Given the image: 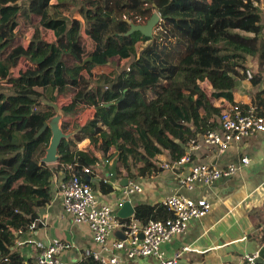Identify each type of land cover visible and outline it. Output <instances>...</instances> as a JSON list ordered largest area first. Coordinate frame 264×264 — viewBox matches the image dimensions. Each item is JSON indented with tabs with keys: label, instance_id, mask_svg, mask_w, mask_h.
I'll use <instances>...</instances> for the list:
<instances>
[{
	"label": "trees",
	"instance_id": "obj_1",
	"mask_svg": "<svg viewBox=\"0 0 264 264\" xmlns=\"http://www.w3.org/2000/svg\"><path fill=\"white\" fill-rule=\"evenodd\" d=\"M262 1L0 0V179L5 182L0 189V264H24L12 249L14 232L25 229L15 223V210L36 221L50 201L52 179L60 170L69 166L71 175L92 184L91 175L83 171L88 165L82 153L68 141L60 146L57 165L33 159L39 146L50 144L49 128L37 134L54 115L53 104L66 114L84 104L93 106L96 114L70 140L80 144L107 127L117 147H123L116 157V176L124 171L145 176L153 165L133 146L126 125L146 138V125L152 122L158 133L157 153L168 149L166 142L178 139L186 144L213 128L202 86L234 103L249 58L264 65ZM56 12L66 16L56 17ZM156 12L161 20L153 38L139 32L124 36L131 23L145 25ZM49 31L55 35L53 43L43 39ZM114 58L130 60L128 70L115 79L102 74L95 83V70ZM21 59L37 64L38 70L22 71L14 80L7 64ZM38 74L40 84L21 88L26 78ZM98 88L108 90L109 99L105 93L99 101ZM68 95L71 100L66 102ZM252 103L264 116V91ZM189 124L196 126L194 132ZM62 129H69L66 121ZM133 159L141 165L135 175ZM25 177L44 187L29 186ZM113 191L111 184L100 182L101 196ZM134 216L147 223L165 221L172 213L160 204L140 205Z\"/></svg>",
	"mask_w": 264,
	"mask_h": 264
},
{
	"label": "crops",
	"instance_id": "obj_2",
	"mask_svg": "<svg viewBox=\"0 0 264 264\" xmlns=\"http://www.w3.org/2000/svg\"><path fill=\"white\" fill-rule=\"evenodd\" d=\"M261 5L264 24V1ZM55 15L56 17L66 16L59 12H56ZM43 39L47 43H53L55 35L49 31ZM89 44L91 47L93 46L91 41ZM130 64V60L114 58L106 67L95 70V83L98 82L102 74L111 79L117 78L128 70ZM7 66L12 72L14 80L19 79L22 71L24 73L38 69L37 64L26 59L7 64ZM246 67L247 72L250 71L256 77H261V81H250L246 76V80L241 81L234 91V103L222 97H214L213 89L202 86V91L211 109L210 124L214 125L210 129L217 128L220 114L232 109L235 104L255 107L252 103L254 98L258 93L264 91V65L261 66L258 58H249ZM38 77L39 74L35 77L38 81H34L37 83L32 85L40 84L41 80ZM189 79L191 80L192 77ZM105 93H108V90L98 88L99 101ZM71 96L68 95L65 101H70ZM108 97L109 93L107 99H109ZM58 107L61 109L60 106ZM80 108L82 111L79 110ZM80 108L72 117L63 119L64 122H69V129L66 132L75 133L96 114V109L89 104H84ZM56 109V104H53L54 115ZM201 114H206V111H202ZM189 127L192 132L195 131L194 124H189ZM126 128L130 134L133 133V146L139 149L153 165L145 176L132 177L128 171H124L120 177L116 176V157L123 151V147H117L109 135L107 127H104L103 132L99 135L80 144L72 142L71 138L68 140L82 153L81 157L88 165L84 166V169L91 170V174H89L91 176L88 178L101 202L116 206L119 201H129L136 210L140 205H161L163 199L178 192L193 198H205L211 204L210 212L204 218L192 221L185 234L178 235L171 242L164 244L163 249L167 255L173 256L178 252L182 253L183 248L187 247L180 257V264H235L240 263L245 255L258 252V264H264V134H255L243 142L234 143L227 152L220 153L217 147L204 145L202 143L204 133H198L196 138L188 139L186 144L178 139L174 141V144L166 142L168 149L157 153L155 147L157 146L158 133L152 122L149 121L146 126V138L142 137L133 127L126 125ZM193 140H197L200 149L192 152L193 162L183 168L185 175L189 173L192 165L198 163L219 169L239 164L244 157H248L251 163L236 176L222 178L211 187H199L193 191L181 189L176 174L171 170H164L162 166L174 158L190 153ZM42 159L39 161L40 163H42ZM133 162H136V166L132 170V174L135 175L137 169H141V165L137 163L136 159H133ZM52 165L55 166L57 163ZM56 176L58 179L60 178L59 182H61V180L68 179L69 172L64 167ZM125 179L130 180L129 184L139 185L142 192L126 194L125 189L128 186H123L126 183ZM102 180L109 182L107 184H111L114 191L101 196L99 188ZM24 181L35 189L44 187L42 182L29 177H25ZM59 182L56 183L52 179L53 194L47 207L38 211L36 221H31L23 214H19L15 218V223L24 224L25 229L14 232L15 240L12 249L20 253L24 264H35L39 252L55 242H63L68 246L61 253V259L65 262L91 264L92 261L95 263L91 254L94 251H99L100 248L94 244L88 228L75 223L73 217L64 211L62 198L58 193L60 192ZM4 185V179H0V189ZM119 210L116 209L117 212ZM121 237L120 232H116L113 236L114 239H121ZM22 242L25 244L20 245L19 243ZM120 257L126 261V264H156V260L153 258L129 261L123 253L120 254Z\"/></svg>",
	"mask_w": 264,
	"mask_h": 264
},
{
	"label": "built area",
	"instance_id": "obj_3",
	"mask_svg": "<svg viewBox=\"0 0 264 264\" xmlns=\"http://www.w3.org/2000/svg\"><path fill=\"white\" fill-rule=\"evenodd\" d=\"M246 76L250 81H261V77H256L250 71ZM259 133L264 134V116L258 114L257 107L244 108L237 105L220 114L218 127L207 130L203 135L202 143L217 147L220 153H225L234 143L243 142ZM192 143L190 153L174 158L162 166L164 170H171L176 174L181 189L193 191L199 187H211L222 178L236 176L251 163L248 157L241 159L239 164L222 169L198 163L192 165L189 173L185 175L183 168L193 162L192 152L200 149L197 140H193ZM65 170L70 174L71 167H65ZM83 171L85 174H91L89 168ZM53 179L58 183L60 178L55 175ZM105 183L109 182L105 181ZM58 189L64 211L73 217L75 223L88 228L94 244L100 248L99 251L91 254L97 264H126V261L120 257L122 253L129 261L153 258L156 264H180V257L187 247L183 248L182 253L169 256L163 245L171 242L176 236L185 234L192 221L204 218L211 210V204L207 199L193 198L178 192L161 201V205L172 213L171 218L165 221L150 220L141 223L134 215L129 218L117 216L116 209H121L125 201H119L116 206L101 202L92 185L84 182L77 175L73 174L67 180H61ZM133 192L140 193L142 188L136 184H129L125 193ZM116 232H123L125 239H114ZM19 244L24 245L25 242ZM67 248L65 243L55 242L39 252L35 264H83V262L68 263L62 260L61 253ZM258 259L259 253L254 252L245 255L240 263L235 264H258Z\"/></svg>",
	"mask_w": 264,
	"mask_h": 264
},
{
	"label": "water",
	"instance_id": "obj_4",
	"mask_svg": "<svg viewBox=\"0 0 264 264\" xmlns=\"http://www.w3.org/2000/svg\"><path fill=\"white\" fill-rule=\"evenodd\" d=\"M161 16L159 13H154L153 16L150 18V20L145 25H135L131 23L130 30L124 35L129 36L134 33H141L146 38H153L154 37V30L160 23ZM123 36V35H122ZM58 105V104H56ZM110 104L106 105L109 106ZM62 110V109H61ZM56 109V113L53 117H51L47 122L44 124L43 128L39 131L37 134V137L41 136L44 131H46L48 128L51 130L52 137L50 144L48 145L46 149V155L42 159V162L48 165L56 164L59 161V149L63 141H68L75 133H69L65 134L62 129V120H63V114ZM126 183L123 185L124 187L129 186L130 180L125 179ZM135 210L132 206V204L128 201L124 203L123 207L117 212V216L120 218H129L132 215H134ZM121 233V239H125V235L123 232ZM141 238H143V235H141Z\"/></svg>",
	"mask_w": 264,
	"mask_h": 264
},
{
	"label": "rangeland",
	"instance_id": "obj_5",
	"mask_svg": "<svg viewBox=\"0 0 264 264\" xmlns=\"http://www.w3.org/2000/svg\"><path fill=\"white\" fill-rule=\"evenodd\" d=\"M262 8V7H261ZM38 70V69H37ZM36 71V70H35ZM38 81V79L37 78H26L24 81H23V83L21 84V88H25V87H27L28 85H32L33 83H37V82H34V81ZM32 81V82H31ZM58 106H60V105H56V107H57V112L59 111L60 112V108L58 107ZM80 108V107H79ZM78 108V109H79ZM80 111H82V108H80L79 109ZM78 110V111H79ZM55 113H56V111H55ZM61 113L63 114V119H65V118H70V117H72L73 116V114L74 113H76V112H69V113H64L62 110H61ZM54 115H52L51 117H53ZM50 117V118H51ZM49 118V119H50ZM63 121V120H62ZM63 123V122H62ZM67 123H69V122H67ZM147 126V125H146ZM148 129V128H147ZM65 134H69L70 133V131H68V132H64ZM44 148V149H43ZM46 149H47V147H44V146H39L35 151H34V154H33V159L34 160H36V161H41V159L42 158H44L45 157V154H46ZM15 211H18V210H15ZM18 213H21L20 211H18ZM17 214V213H16ZM22 214V213H21Z\"/></svg>",
	"mask_w": 264,
	"mask_h": 264
}]
</instances>
